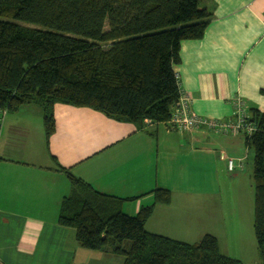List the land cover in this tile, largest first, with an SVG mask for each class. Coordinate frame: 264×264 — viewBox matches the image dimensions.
I'll list each match as a JSON object with an SVG mask.
<instances>
[{
    "label": "crops",
    "instance_id": "1",
    "mask_svg": "<svg viewBox=\"0 0 264 264\" xmlns=\"http://www.w3.org/2000/svg\"><path fill=\"white\" fill-rule=\"evenodd\" d=\"M200 1L213 17L202 39L181 43L175 66L192 112L227 122L233 100L241 97L248 110L264 114V0ZM53 113L48 141L37 105L2 119L0 264H123L111 253L82 248L75 231L59 225L62 200L74 190L57 164L104 195L135 199L120 203L130 216L154 203L152 191L168 190L171 201L154 205L147 232L187 244L212 235L224 256L261 264L256 239L246 229L250 211L244 214L240 203L236 214L220 185L225 173H246L250 151L242 134L182 131L168 123L138 127L60 103Z\"/></svg>",
    "mask_w": 264,
    "mask_h": 264
},
{
    "label": "trees",
    "instance_id": "2",
    "mask_svg": "<svg viewBox=\"0 0 264 264\" xmlns=\"http://www.w3.org/2000/svg\"><path fill=\"white\" fill-rule=\"evenodd\" d=\"M212 17L200 0H0V113L37 105L46 141L57 103L138 127L168 123L181 94V43L202 39ZM249 115L256 129L240 134L254 155L253 230L264 264V114ZM57 166L74 190L58 223L82 248L123 264H243L221 254L212 235L187 244L147 232L154 205L170 203V191H152L154 203L130 216L120 203L135 199L104 195Z\"/></svg>",
    "mask_w": 264,
    "mask_h": 264
},
{
    "label": "built area",
    "instance_id": "3",
    "mask_svg": "<svg viewBox=\"0 0 264 264\" xmlns=\"http://www.w3.org/2000/svg\"><path fill=\"white\" fill-rule=\"evenodd\" d=\"M180 99L173 109L172 115L168 124L172 127L182 131H192L196 129L205 128L220 135L240 134L241 132L252 133L256 127L248 123L249 110L245 101L241 97H236L233 100L234 113L233 119L227 122L209 119L192 112L190 108L189 99L180 92ZM5 114V112H2ZM2 119H0L1 125ZM234 160L228 161V170L233 172L235 170Z\"/></svg>",
    "mask_w": 264,
    "mask_h": 264
},
{
    "label": "rangeland",
    "instance_id": "4",
    "mask_svg": "<svg viewBox=\"0 0 264 264\" xmlns=\"http://www.w3.org/2000/svg\"><path fill=\"white\" fill-rule=\"evenodd\" d=\"M8 113L9 112H7L6 115ZM3 118H4V114L0 113V119ZM43 129H44V124H43ZM249 155H250V159L246 165V173L244 174L243 172H241V176L238 178L232 174L225 173L224 175L226 176L225 177L226 179L224 181H221L220 185L222 189L223 198L227 197L226 200L231 204L232 209H234L236 214H239L240 212L241 209L240 203L242 204V209L244 211V214H245V209H248L250 211L251 219L246 225V229H248V231L250 230V232H252L253 234V237L255 238L254 230L252 228V223L254 222V206H255L254 205L255 193H254V182H253V156H254L253 152L250 151ZM247 167H248V171H247ZM247 173L250 174L247 175ZM228 192L232 194L231 197L227 195ZM240 193H242V195ZM119 258L121 260V257ZM246 259L248 260V256L246 257ZM256 259L257 262H260L258 253H256ZM247 264H255V262L247 261Z\"/></svg>",
    "mask_w": 264,
    "mask_h": 264
}]
</instances>
